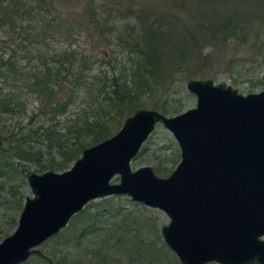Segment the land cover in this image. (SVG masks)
Listing matches in <instances>:
<instances>
[{"label": "water", "instance_id": "obj_1", "mask_svg": "<svg viewBox=\"0 0 264 264\" xmlns=\"http://www.w3.org/2000/svg\"><path fill=\"white\" fill-rule=\"evenodd\" d=\"M186 89L196 107L173 117L140 109L69 170L31 173L32 197L0 243V264H24L87 205L114 196L168 217L161 234L181 264H264V90L212 79H191ZM159 124L180 150L166 178L149 166L131 169Z\"/></svg>", "mask_w": 264, "mask_h": 264}, {"label": "trees", "instance_id": "obj_2", "mask_svg": "<svg viewBox=\"0 0 264 264\" xmlns=\"http://www.w3.org/2000/svg\"><path fill=\"white\" fill-rule=\"evenodd\" d=\"M132 1L104 0V41L109 40L111 36L115 40L118 49L126 57L125 62L129 65L128 76L131 81L128 82L129 78L125 76L112 79L109 90L104 88L97 90L99 97H102L101 104L96 108L91 104L81 115L74 114L76 117L73 121L70 120L69 125L68 123L61 125L59 120L71 109L78 97L76 90L66 93L65 87L61 85L62 80L70 75L69 71L63 69V63H58L62 59L55 60L53 67L42 66L41 73L34 69L25 74L24 71L19 70L20 67L15 66L17 64L11 65L10 60L0 57V81L7 79L9 73L12 76L23 74L20 77L21 91L13 96L0 98V119L5 115L14 117L22 107L24 108L21 98L26 96L23 94L19 96L23 90L28 92V95L35 96L41 107L38 115L41 122L36 123V117L32 118L30 128L25 132L18 125L16 134L14 132L10 137V140L16 139L14 144L10 143L9 149H0V187L8 184V166L11 164L5 160L7 154L35 163L41 173L67 171L86 148L115 134L116 125L114 128L104 126L105 117L111 118L115 115L114 117L121 118L125 114L129 117L144 108L142 98L146 93L164 86L165 80L162 78L164 74L171 75L172 80H177L179 75L183 81L194 78L195 75L185 69V65L187 61L192 62L195 56L193 51L200 44L209 41L213 48L217 49L223 44L234 46L235 42L253 43L254 39L262 36L264 38V0H134L139 4L138 7L144 10L137 12L130 7L128 14L124 15L120 10L113 9L117 2H121L118 4L119 7H123V3L128 4L127 2L132 3ZM96 21L103 31L101 21ZM0 27H9L13 33L27 31L29 33L30 30H35L34 27H38L40 29L38 33L42 36L37 33L38 35L28 39L31 45L39 43L44 36L52 33L66 32V26L61 22L60 15L52 9L48 0H0ZM111 46L108 41V47ZM256 47L259 46L253 43L252 52L257 49ZM260 51L261 54L258 53L255 59L259 61L262 58L261 63L264 62V46ZM65 56L75 58L73 54ZM255 89H249L248 93L255 92ZM154 108L164 115L175 116L182 112L180 104L175 109L164 106L160 108L157 105ZM80 109L79 107L78 110ZM36 139H42L47 143L45 152L36 147ZM24 140L29 143H25ZM88 140L90 144H86ZM157 172L165 173L160 167ZM24 199L26 198L20 195L17 187L9 188V199L6 200L8 202L3 204L8 207L9 219L7 223L0 225V237L9 236L18 226V217L23 210ZM124 216L121 222H126ZM99 220V218L94 219L90 226L79 232L76 242L81 243L85 239L88 244L91 243L89 242L93 237L91 235L97 233L96 227L101 228L104 223L100 222L98 226ZM127 220L133 222L129 231L131 242L125 246L126 236L120 232L114 243H112V235L105 237L108 246L104 247L102 244L95 246V250L100 252L98 255L100 264L157 263L139 259L143 248L147 250L151 248V245L144 247L143 240L140 239V231L146 228V224H141V220L133 214L127 215ZM116 243L117 252L114 253L113 258L105 250L114 248ZM116 254L119 259L115 258ZM33 257L35 261L25 264H59L56 261L57 255L51 257L39 250L33 251ZM96 257L87 259L85 264H94ZM120 260H123V263Z\"/></svg>", "mask_w": 264, "mask_h": 264}, {"label": "rangeland", "instance_id": "obj_3", "mask_svg": "<svg viewBox=\"0 0 264 264\" xmlns=\"http://www.w3.org/2000/svg\"><path fill=\"white\" fill-rule=\"evenodd\" d=\"M48 1L52 9L60 15L61 22L66 26V32L61 34L52 33L44 36L43 40L37 39L40 42L31 45L27 40L39 34L40 29L38 27H34L35 30H30L29 33L28 31L13 33L9 27H0V57L4 60H10L11 65L17 64L15 66L20 67L19 70L24 71L25 74L34 69L41 73L43 72L42 66L44 68L46 65L53 67L55 60L62 59L58 63H63V69L69 71L70 75L67 79L62 80L61 85L65 87L66 93L76 90L78 97L71 109L59 120L61 125L67 123L69 125L71 124L70 120L73 121L76 117L74 114L81 115L83 111L87 110V106L91 104L94 105V108L101 104L102 97H99L97 90L100 88L109 90L112 79L125 76L127 79L129 78L128 82H130L131 79L128 76L130 69H128L129 65L125 62V55L118 49L112 36L109 40L104 41V0H101L102 2L100 0ZM120 3L117 2L116 7L113 9L120 10L124 15L128 14L130 7H133V10L137 12L144 10V8L138 7L139 4L135 3L134 0L132 3H123V7L118 6ZM96 20L101 21L103 24V31L99 28ZM39 36L42 35L39 34ZM108 41L112 44L111 47H108ZM253 43L259 47H256L257 49L252 52ZM253 43L240 41L239 43L235 42L234 46L223 44V46L214 49L209 41L205 42L193 51L195 56L192 58V62L187 61L185 69L195 75L192 79H212L216 83L224 81L243 93H248V90L252 88H256L255 92H259L264 90L262 85L264 84V62L260 63L262 58L258 61L255 57L258 53L261 54L260 50L264 46L263 36L254 39ZM28 50L29 52H26ZM70 54H73L75 58L65 56ZM165 72L169 73L168 71ZM22 75L12 76L9 73L7 79L0 81L1 99L4 96H13L21 91L20 77ZM162 78L165 80L164 86L146 93L145 97L142 98V101L144 100L143 105L145 104L144 109L159 112L154 108L156 105L160 108L164 106L175 109L180 104L182 106L181 113H183L196 107V98L187 91V81H183L181 75L177 77V80L173 79L174 81L171 75L164 74ZM22 94L26 96L21 98L24 108L22 107V110L14 117L5 115L0 119V149H9L10 143L14 144L16 139L10 140V137L12 133L15 132L16 134L18 125L25 132L30 128L32 118L36 117V123L41 122V119L38 118L41 110L38 99L35 96L28 95L25 90L19 96ZM79 107L80 110H78ZM114 116L112 115L111 118L105 117L104 126L114 128L116 125L117 130L115 133H117L122 128L128 115L125 114L121 118ZM166 116L172 117L171 114ZM24 142L29 143L27 140H24ZM89 142L90 140L86 141V144H90ZM35 143L38 149L46 151L47 143L45 141L36 139ZM5 160L11 166H8V184L5 187L2 185L0 187V225H4L9 219L8 207L3 205L4 202H8L6 200L9 199V188L11 186L17 187L20 195L25 198L32 197L27 178L31 173L42 174L38 171L35 163L20 160L12 154H7ZM179 162L180 150L175 138L163 125L159 124L142 146L138 156L132 161L131 169L136 171L141 167L149 166L155 170L157 175L166 178L173 173ZM159 167L165 173H158L157 169ZM119 182V176L111 180V184H118ZM24 203L25 199L22 207H24ZM132 214L141 220V224H146V228L144 227L140 231V239L143 240L144 247L145 245H151L148 250L142 247L139 259L145 262H157L155 264H181L175 253L166 246L161 234L162 227L169 223L168 217L159 210L134 203L126 196H114L91 202L70 221L69 225L58 236L50 239L37 250L51 257L57 255L56 261L59 264H82V262L85 264L87 259L91 260L96 256L97 260L94 264H100L101 260L98 259L100 252L95 250V246L98 247V244H102L104 247L108 246L109 243L105 241V237L112 235V243H114L120 232L126 236L124 239L125 246L131 242L132 237L129 231L130 227L133 226V222H128L127 215ZM123 216L128 223L121 222ZM97 218L100 219L98 226H100V222H104L102 223L103 228L96 227L97 233L91 235L93 236L89 241L91 243L88 244L84 241L85 239L81 243H77L79 232L90 226L92 221ZM110 227L111 230H109ZM135 233L138 235L137 232ZM5 238L1 236L0 243ZM117 246L116 243L114 248L110 247L105 251L113 256L117 252ZM32 257L27 262L35 261ZM115 258L119 259L118 254ZM121 262L123 263V260Z\"/></svg>", "mask_w": 264, "mask_h": 264}, {"label": "bare ground", "instance_id": "obj_4", "mask_svg": "<svg viewBox=\"0 0 264 264\" xmlns=\"http://www.w3.org/2000/svg\"><path fill=\"white\" fill-rule=\"evenodd\" d=\"M189 80H191V79H189ZM189 80H187V82H188ZM187 82H186V84H187Z\"/></svg>", "mask_w": 264, "mask_h": 264}]
</instances>
